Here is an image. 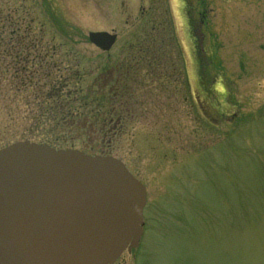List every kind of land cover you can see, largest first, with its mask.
I'll return each mask as SVG.
<instances>
[{"label": "rangeland", "instance_id": "1", "mask_svg": "<svg viewBox=\"0 0 264 264\" xmlns=\"http://www.w3.org/2000/svg\"><path fill=\"white\" fill-rule=\"evenodd\" d=\"M152 28H166L165 58L131 67L133 117L112 144L147 187L146 233L116 264H264V0H0V150L48 141L107 154L108 138L83 127L118 108L86 100L113 96L118 65ZM97 32L116 45L96 48ZM34 64L60 67L58 116L46 114L59 100L41 97L52 86L33 81Z\"/></svg>", "mask_w": 264, "mask_h": 264}, {"label": "water", "instance_id": "2", "mask_svg": "<svg viewBox=\"0 0 264 264\" xmlns=\"http://www.w3.org/2000/svg\"><path fill=\"white\" fill-rule=\"evenodd\" d=\"M89 39L110 51L117 36ZM145 204L119 160L12 145L0 151V264H113L138 246Z\"/></svg>", "mask_w": 264, "mask_h": 264}, {"label": "trees", "instance_id": "3", "mask_svg": "<svg viewBox=\"0 0 264 264\" xmlns=\"http://www.w3.org/2000/svg\"><path fill=\"white\" fill-rule=\"evenodd\" d=\"M153 31L155 33H152L148 37H144L142 42L139 44L138 49L135 50L136 54L134 52L130 56L126 57L125 62H123V64L121 65V66H123V69L118 70V73L121 74L120 80L118 82L109 81V84H110V82L112 84H114V83L116 84L115 86H116L117 96L109 97L108 94L107 95L105 94V92H101V94L97 95L94 91L95 95H91V97H88L86 100V101H91L92 102L91 104L93 105V107L94 106L100 107L102 105L109 104V105L117 106V108H118L116 113L108 112V113L103 114L101 112H95V113L91 112L90 115L92 116L91 118L93 119L92 126H88V125L84 124V127H83V130L89 129L90 131H93L92 134L95 132L99 136H102L103 139L108 138V140H109V143H108L109 144L108 145L109 150H107L108 153L114 154L117 150V147L113 146L112 144H118L121 140L120 137L122 138L123 136L126 135V133H129L127 128H121V126H120L119 128L113 129V126H110L109 123L106 126H104V123L109 122L110 118H108V116L110 117L112 115L115 118L119 119L120 122L125 123V124L127 122L130 123L128 118L130 119L131 117H133L132 112L125 109V105H126L125 101L128 100V97H130V95H131V93L129 95L128 91H129L130 84L133 83L135 80L133 78V76L138 74L139 71L137 70L138 72L136 74L131 73L130 68L132 66H135V68L137 69L139 66H141V64L156 67L158 63H159V65H162V60L165 58V57H162V55L160 58H163V59L155 58L157 56L156 54L158 53L157 49L159 48L157 39L161 37L162 33H164L165 30L161 29V31L157 32V29L154 28ZM163 40H164V38H163ZM130 63H133L134 65H130ZM31 69L37 70V71L33 72L32 79L34 82L35 81H38V82L44 81L47 84L49 83L52 86V88H50L48 90V93H46L47 90L44 91V96L41 94L42 91H40L39 94H41V97H44V99H48L51 101L58 98V100H59L58 103H52V105H50L51 110L47 111V113H46V114H50L51 116H54V115L58 116L59 115L58 113L62 110V108H61L62 103H60V100H62V98H61L62 96L59 94V89H60L61 85H63V81H61L62 77H61L60 67L59 66L54 67V68L49 67V69L47 70V68H45L44 65L34 64L33 68H31ZM40 72L43 74L40 77L36 78V76ZM70 72L71 71H69V74H70ZM75 75H76V73L74 74L73 80L75 81L76 86H78L80 84V82H82V81L77 82L75 80L76 79ZM66 82L67 81H64V84H66ZM32 88L39 92V89L37 86H32ZM75 89H77V87H75ZM42 90H44L43 86H42ZM69 96L70 95H68L67 98L70 99L71 97H69ZM41 97L38 98V102L41 103L40 107L42 109V104H44L42 102L44 100L42 101ZM71 103H73L75 105L77 103V99L76 100L71 99V102L67 104V107ZM43 112H44L43 114H42V112H39V120H43V118L45 116V111H43ZM61 116H62V114H61ZM72 116H73V112L69 113V118ZM74 118L75 117H73V119ZM78 124H79V122H77V125ZM74 127L77 128V126H75V124H73V125L67 127L66 129L71 130V128H74ZM58 128H59L58 125H56V128L54 127V130L56 132H59L60 130H58ZM42 144H50L51 146L58 147V146L53 145V143L48 142V141H46V143H42ZM110 145H112L111 148H110ZM59 146H62V145H59ZM60 148H64V147H60ZM72 148H74V147H72Z\"/></svg>", "mask_w": 264, "mask_h": 264}, {"label": "flooded vegetation", "instance_id": "4", "mask_svg": "<svg viewBox=\"0 0 264 264\" xmlns=\"http://www.w3.org/2000/svg\"><path fill=\"white\" fill-rule=\"evenodd\" d=\"M130 65H134L133 63H130ZM120 69H123V66H121V65H119V67L117 68V71L118 70H120ZM131 69V68H130ZM129 69V70H130ZM115 78H116V80H114V78H113V81L112 82H114V81H116V82H118L119 80H120V77H121V74H119V73H116V75H113ZM125 76V75H124ZM175 76V75H174ZM188 76V79H190L191 77H193V80H195V81H198V78H200V75L199 74H192V75H190V74H188L187 75ZM75 77H76V80H77V73H76V75H75ZM171 78V77H170ZM172 79V78H171ZM174 79V78H173ZM116 84L114 83V84H112V86H113V89L116 87L115 86ZM114 90H116V89H114ZM113 90V91H114ZM197 101L199 102V98H197ZM77 115V114H76ZM112 115V114H111ZM108 118H110V121L109 122H105L104 123V126H106L108 123L110 124V126H113V129H116V128H119L121 125V122L119 121V119H117V118H115L113 115L112 116H108ZM112 118H114V119H117L118 120V123H114V122H112ZM75 121H77V117H75ZM75 124V126H77V123H74Z\"/></svg>", "mask_w": 264, "mask_h": 264}]
</instances>
